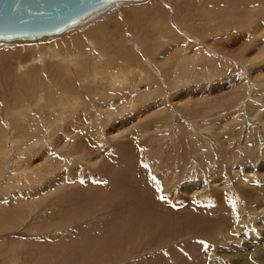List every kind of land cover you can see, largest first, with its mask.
<instances>
[{"label": "rangeland", "instance_id": "1", "mask_svg": "<svg viewBox=\"0 0 264 264\" xmlns=\"http://www.w3.org/2000/svg\"><path fill=\"white\" fill-rule=\"evenodd\" d=\"M151 1L153 0L111 3L96 11L98 14L93 12L94 16L89 18L87 16L85 24L86 31L92 30L91 33L98 41V47L103 38L100 34L102 29L104 36L114 34L115 39H120L121 34L129 37L133 49L142 53L144 57L136 60L120 58L115 65L124 70L128 66L138 67V70L142 69L148 73V79L139 74L144 80L134 82V85H137L134 86L135 88L128 86L129 81L123 85L127 87L114 88L100 82L107 80V73L99 70L98 73L96 72L98 81L91 77V80L84 82L85 89L87 93L89 92L85 107L81 105L84 109L71 110L70 113L64 114L63 119L52 118L48 123L42 117L44 123L39 129L40 132L37 130L32 134L28 133L19 145L8 147L11 149L10 155L12 156L14 150L17 158L7 163V169L6 163L4 164L5 171L0 170V220H4L1 223L3 228L0 229V264H156L157 261L160 262L159 264H220L222 260H214V257L218 255L217 257L222 259L224 252H226L224 260L231 257V264L244 262V264H264L261 257L256 263L257 257H248L250 255L248 246L242 247L245 256L242 253H235L236 247L234 249L230 245L231 242L239 241L238 244H243L241 242L243 239H239L235 234L236 231H232L235 229L231 228L228 219L232 210L238 209L244 221L253 220L251 227H254L251 228V233L256 232L257 229H264V195L263 197L258 195L261 199L257 195L249 196L254 197L255 201L252 205L246 206L245 201L249 198L244 192L239 194L240 188L241 191L242 188H247V182L242 181L241 178L248 171L264 169L262 167L264 165V3L261 5V1H251L242 7L236 4L232 8V16L223 19L225 24L221 17L212 21L211 24L215 23L213 26L216 29H213L211 34H206L205 39L201 38L200 43L197 39L194 43L185 40L188 45H184L183 38L179 34L180 29L172 24L165 32L169 33L164 40L152 39L156 43L152 41L151 47H148L141 41L142 26L150 27V23L157 26L159 21L166 22L161 20L160 16H166L170 22L173 20V23H175L174 18L179 23L178 16H181L186 22L189 16L198 15L202 5L198 0L188 4L185 0H170L172 6L176 7L177 13L172 7L166 6L164 14H157L153 21L135 14L133 19V11L137 10L134 8L146 7ZM161 1L158 3L161 4ZM121 2L125 3L120 4ZM143 4L146 5L141 6ZM191 4L194 6L188 8ZM254 4L257 5L256 10ZM108 6L111 8L104 13L103 9H107ZM213 8L222 7L217 5ZM128 12L131 13L127 15ZM159 25L161 26L160 23ZM218 25L220 26L217 27ZM88 26L90 28H87ZM159 28L157 26V30ZM172 32L176 37L171 36ZM66 37L61 36L51 41L63 42ZM22 41H15L12 46H17L7 48L22 52L20 59L15 58L17 65L29 59L32 53H37L38 48L43 44L50 43V41L42 42L40 46H37L40 43L17 44ZM136 44L144 51L141 52ZM86 45L92 47L89 40L86 41ZM167 48L174 49L173 55ZM179 49L180 54L188 50L186 54L190 57L181 69L175 67L174 60L177 59L172 58H176L174 55ZM108 51L111 52V49ZM178 54L177 57L180 55ZM192 54L195 57L191 56ZM151 56L155 58L152 59ZM148 58H150L149 62H147ZM150 63L165 74L162 75L161 72L157 74L160 76L155 78L154 75L158 70L155 66L152 69ZM88 66L86 64V73L90 71ZM161 78H164L163 81ZM152 91L154 96H148L147 92ZM38 94L39 91L34 95ZM14 97L16 93L7 96L0 87V104L13 102ZM3 108L0 107V116ZM235 118L236 120H233ZM6 120L3 121L8 124ZM67 128L70 132L68 134L65 133ZM138 134L144 135L141 141L144 143L142 151L133 153L125 150L127 154L118 148L116 150L117 145L115 146L116 143L113 142L124 138L137 140ZM84 142L88 144L85 145ZM110 148L114 152L110 153ZM115 153L118 156L121 153L129 159L132 154L136 156L137 153L136 159L144 167L143 173L156 178L157 185L154 186L158 188L162 185L166 195L167 192L178 190L179 198L186 199L193 195L194 197L188 198L193 200L199 196L194 195V192L202 188L201 183L207 187L209 184V188L206 187L208 190L205 188L203 194V198L207 199L199 204L207 201L211 204H207L209 207L206 205L207 207L204 208L193 206L191 209V206L190 209L186 208L187 211L184 210L185 213L183 208L177 210L174 208L167 224L158 225L150 231L148 222L150 218L147 216L155 218L158 212H155L156 214L150 212L148 204H142L145 202L141 197L126 198V200L134 198L133 200L136 199L137 202L141 200V206L131 201L120 203L122 206L116 208L117 202H114V208L103 210L106 207L100 208L101 203L108 206L113 202L107 201L114 199L96 200L97 204L94 206L86 198L83 202L78 195L71 196L70 189L73 186L77 183L84 185L88 180H92V175L95 177L98 173L96 166H99L101 160L96 159V155L104 158L108 154ZM104 173L100 174L101 177L110 182L109 178L114 176L109 177ZM99 195L100 193H97V196ZM218 201H221L226 209L222 208ZM132 202L141 209V217L133 214ZM218 206L221 208H217ZM189 210L196 214V218L194 213L187 214ZM221 210L224 211L223 214L221 212L219 214ZM176 212L183 218H179ZM6 217L14 222L6 221ZM121 217L142 220V223H135L133 226L129 222L128 228H125L132 240L130 245L116 248L115 251L108 250L107 243L115 238L113 237L115 233L113 235L109 233V236L107 233L104 235L94 233H99V230L104 232L108 225L118 224ZM68 218L70 222L69 220L65 222ZM187 220L193 221L190 222L191 226L187 224ZM222 223L229 224L231 229L226 228ZM181 224L183 226L180 227ZM89 228L99 230L96 232L94 230L93 233L88 231ZM162 230H164L162 236L159 238L154 236ZM129 231L140 232L139 236L148 233V237L137 241L138 236L132 237ZM149 232L153 236L152 239H149ZM77 237H80L79 240ZM133 241L137 242L133 243ZM200 241H204L208 247L205 248ZM75 244L78 246L76 247ZM225 245H230L229 247L234 251L231 248L223 251ZM69 246H73L78 252L69 251L68 255L57 254L58 250H61L60 253L66 252ZM260 246L262 245L258 247ZM157 256L161 260H157ZM254 257L255 260H252ZM69 258L73 259L72 263L68 261Z\"/></svg>", "mask_w": 264, "mask_h": 264}, {"label": "bare ground", "instance_id": "2", "mask_svg": "<svg viewBox=\"0 0 264 264\" xmlns=\"http://www.w3.org/2000/svg\"><path fill=\"white\" fill-rule=\"evenodd\" d=\"M124 1H130V0H124ZM136 1H140V0H136ZM159 1L160 0H153V1H151V4L147 5L146 7L134 8L137 10L133 11V19L135 16H142V17H146V19L148 21H153V20H155L157 14H159V15L164 14V12H165L164 8L166 6L172 7L173 11L175 13H177L176 7L172 6L173 4L171 3L170 0H162L161 4L158 3ZM185 1H186V4H188V3H192L193 0H185ZM198 1H200L202 4V5H200V8H199L200 10L198 11V15L189 16V20H187L186 22L184 21V19L181 16H178V17H180V19H179L180 24L178 23V21L175 18H174L175 23H173V20H172V22H170L166 16H160L161 20H164V21L166 20V22L159 21L156 24L157 26H159L161 28V30H160V28L157 30V26H155L154 23L153 24L150 23V27H148L147 25L142 26V30H143V35H142V39H141L142 43H145L144 45L151 47V42L154 41L152 39H163L164 40L165 37L169 33V32L168 33H165V32L170 29L172 24L175 26V28L177 27L180 29L179 34L183 38V44L184 45L187 44V42H185V40H188L190 43H192V42L194 43V42H196V39H197V42L200 43L201 38L205 39L206 34H209V33L211 34L212 30L216 29L213 26L215 23L213 25L211 24V23H213L212 21H214L216 18L221 17L223 24H225L223 19H228L230 16H232V10H233L232 8L236 4H239L242 7V5H246L248 3H251V1H254V2L261 1L260 2L261 5L264 3V0H198ZM124 3L125 2H121L120 4H124ZM115 4H117V3H115ZM146 4H148V3H146ZM146 4H143L141 6H145ZM114 5H111V7ZM217 5L221 6L222 8L221 9H214L213 7L217 6ZM193 6H194V4H191V6H189L188 8H192ZM254 6H255L254 9L256 10L257 5L254 4ZM111 7L108 6L107 9H105V10L103 9V12L104 13L107 12V10H109L108 8H111ZM263 7H264V4H263ZM94 12H96V11H94ZM101 12H102V10H101ZM131 12H128L127 15L130 14ZM93 14H98V12L93 13ZM93 14L91 13V14L87 15L88 17L87 16L86 17L89 18ZM134 14H135V16H134ZM86 17L79 20V22L77 24L69 27L68 29L64 30L62 33H59V34L47 35V36H43L41 38H37L35 40H30V41L17 40V41H22V42L17 43V44L28 43L30 45H33V44L40 43L37 46H40L41 44H43L42 42L50 41V43H48V44H43L42 47L38 48L37 53H35V52L32 53V55L30 56L29 59H27L26 61H21L18 65L15 64V58L20 59V57L22 56L21 55L22 52L21 51L16 52L15 50H9L10 48L17 46V45L12 46L13 42H15V41L5 42L4 44L0 45L1 46L0 50H2V51H0V87L2 88L3 92L7 94V96L9 94L16 93V97L13 98V102H10L8 104H6V103L0 104V107H2V106L4 107L1 111V116H0V170L5 171L4 170V164L6 163V169H7V163L9 164L10 160L13 161L14 158H17V155L14 154L15 153L14 150L12 152L13 157L10 155L11 149L8 147H10V145L11 146L13 145V147H15L16 145H19V143L22 141V139H25L27 137L28 133L32 134L34 132H37V130H39L40 128H42V124L44 123V118L46 120V123H48V122L52 121V118H55L58 120L63 119L64 114L70 113L71 110L77 111L78 109L79 110L84 109V108H81V105L83 107H85V102H86V100L88 101V93H89V92L87 93V91L85 89L84 82H85V80H91V77L94 78V80L98 81L97 73L99 70H102L104 73H107V77H106L107 80L105 82H103V80L100 82L109 84L114 88L120 87V86L127 87V86H123V85H125L128 81L130 84L128 86H132V87L137 86V85H134V82L136 83L137 80H139V81L144 80V79H141V76H143V78L148 79V73L144 72V70H142V69L138 70V67L128 66V68L126 70H124L122 68H117V65H115L120 60V58L136 60V59L144 57L142 55V53H140V52L138 53L137 51H135L133 49V47L131 45V39L129 37L127 38L121 34H120V39H115L113 36L114 34H106L104 36V31L102 29V30H100V34L103 36V38H102L101 44L98 47V41L96 40L94 34L91 33L92 30L86 31L87 30L86 25H85L87 22ZM159 23L161 24V26L159 25ZM219 26L220 25H218L217 27H219ZM87 28H90V26H88ZM57 35H59V36H57ZM48 36H50V37L54 36V37L49 38ZM61 36H67L63 42L51 41V40H54V39L59 38ZM171 36L176 37V35H174L173 32H172ZM44 37H46V38L42 39ZM39 39H42V40L36 41ZM87 40H89L91 42L92 47H87V45H86ZM132 42H133V40H132ZM136 45L141 52L144 51L143 48H140V46L138 44H136ZM2 46H4V47H2ZM7 48H9V49H7ZM176 48H177V46H176ZM184 48H185V46H184ZM25 49H30V48L25 47ZM34 49H31V50L33 51ZM108 49H111V52H109ZM167 49H168V52L171 54L175 52L173 48H167ZM177 51H178V49H177ZM187 51H186V53H187ZM198 52H199V50H198ZM198 52H197V54H198ZM176 53L180 54V49H179V52H176ZM186 53H182L180 55L178 54L179 55L178 57H177V54L174 55L176 58L172 57L173 59H177V60H174L176 63V64L175 63L174 64H175V67L178 66V69H181V67L189 60L190 57L187 56ZM38 55H40V57H38ZM193 55L194 54H192L191 56H193ZM193 57H195V56H193ZM151 58L154 59L155 56H151ZM149 59L150 58H148L147 62L150 61ZM170 60H171V58H170ZM192 60H193V58H192ZM167 61H169V59ZM86 64H88L89 65L88 67L90 68V71H88L87 73H86ZM166 64H168V63H166ZM150 65H151L152 69H154L155 65L153 63H150ZM191 65H193V64H191ZM98 66H100L99 69H98ZM155 67H156L155 69L158 70L156 72V74L154 75L155 78H156V76L159 77L160 75L158 76L157 74H160L161 72H162L161 73L162 75L165 74V73H163V71H160L161 69H158L157 66H155ZM175 67L173 66V69ZM188 67H189V65H188ZM158 79H160V78H158ZM163 79L161 78L162 81H163ZM131 84H133V85H131ZM38 91H39V94L34 95L35 92L38 93ZM47 95H49V97H47ZM147 95L148 96H152V95L154 96V92L153 91L147 92ZM3 98H5V97L3 96ZM96 99H97V96H96ZM257 111H255V112H257ZM42 117H44V118H42ZM261 118H263V117H261ZM6 119H8V120H6ZM3 120H6L9 125L6 124ZM233 120H236V118ZM45 126L47 127V124ZM70 128H72V127H70ZM39 132H40V130H39ZM68 132H69V129L67 128L65 133L68 134ZM65 133H63V135ZM42 135H44V133H42ZM124 137H126V136H124ZM143 137H144L143 134H140V135L138 134V137H136L137 140H132L130 138H124L121 141L118 140V141H115L113 143H116L115 146L117 145L116 150H117V148H118V150H120L122 152L125 150H128V151L130 150L134 153V152H138L140 150L142 151L141 148L144 147L143 146L144 143H141V141L144 139ZM82 142H83V140H82ZM86 144H88V143L86 142L85 145ZM97 145H99V143ZM5 151H7V152H5ZM109 152L110 153L114 152V150L111 149V151H109ZM125 153H127V152L125 151ZM102 154H104V153H102ZM135 154H136V156H134V154H132L130 159H129V157H125L124 155H121V153L119 156L116 155V153L110 154V155L108 154V156L106 155V156H104V158L100 155H96L95 156L96 159L101 160V163L99 164V166H96V167H98V169H97L98 173L96 174L95 177H94V175H92V180L90 179L86 183L84 182L85 183L84 185L77 183L76 186H73L75 188L72 187V189H70L71 190V193H70L71 196L75 197L78 195L79 197H81L83 202H84V198H86L87 200H89L90 203L92 202V204H94V206L97 204L96 200L98 201V200L114 199V200L107 201L108 203L113 202L112 204H110L108 206L106 204L101 203L100 208L101 207L103 208V206L106 207L103 210H106L108 208H114V205H115L114 202H117L115 207L120 208L122 206L121 204H123V202L128 203L131 201H135V202L138 201V200L136 201V199L133 200L134 198H131L132 200L129 199L130 201L126 200V198H130L131 196L141 197L142 200H144V202H145L142 204H148V210L150 212H154V214H156L155 212H158V216L155 218L149 217L146 215L148 218H150V220H149L146 217V219H148L149 220L148 222L150 223L149 224V230L150 231L158 225L167 224L168 218L172 217L171 211L174 208L176 210L179 208H181V209L183 208V212L185 213L187 211L186 208L190 209L191 206H192L191 209L193 208V206H200V207L204 208L208 204L209 201H207L206 203H203V204H199L202 202V200L206 201V199H207V198L206 199L203 198V194L205 192L204 189L207 187V185L204 186L202 183H201L202 188H200L197 192H194V195L195 194L199 195L198 198H196L197 197L196 196L193 200L188 199L190 197L192 198L193 195L192 196L190 195V197H186V199H185V197L179 198V196H178L179 192L177 193L178 190L174 191L173 189H170V188H169V190H173L174 192L173 191H172L173 193L171 191H170V193L167 192L168 194L166 195L165 192H163V190H162V187H163L162 185L159 187L157 186L158 188H156L154 186V185H157L156 180H155L156 178L153 177L154 178L153 179L152 176L149 177L150 175H145L143 173L144 167L141 165V163L137 162V159H136L137 153H135ZM130 155H131V153H130ZM11 157H12V159H11ZM126 160H128L129 162L128 161L125 162ZM262 167H264V165ZM101 173H104V175L106 174L109 177L110 176H114V177H110L109 178L110 182H108L104 179V177H101V175H100ZM107 176H105L106 179L108 178ZM241 180L247 182V188L246 189L242 188V191H241V188H240V190L238 189L240 191L239 194H241V192H244L246 194V196L249 198V200L245 201L246 206H247V204L252 205L254 203V201H255L254 197L250 198V197H252V195L253 196L254 195H257V196L262 195V197H263V195H264V169H262L261 171H260V169H259V171H257V170L250 171V172L248 171L246 173V175L241 178ZM200 186H198V187H200ZM98 188H101V189H98ZM102 188H103V190H102ZM207 188H209V184H208ZM158 189H160V190H158ZM97 193H100V195L97 196ZM142 195H145V197H143ZM146 195H148V196H146ZM174 195H175V197H174ZM161 197H164V199H161ZM116 198H118V199H116ZM259 198L261 199V196ZM209 199H210V197H209ZM242 199H243V197H242ZM260 199H259V201H261ZM219 200H221V199H219ZM140 201L137 202V204H139V206H141ZM218 203L222 205L221 201H218ZM132 204H133V207H131V210L133 211V214H136L137 217L138 216L141 217V215H140L141 209H139V207H137V205H135L134 202H132ZM209 204H211V203H209ZM221 205H219V206H221ZM219 206L217 208H221ZM233 206H234V204H233ZM14 207H16V206H14ZM222 208H224L223 205H222ZM197 209H199V207ZM224 209H226V208H224ZM184 210H186V211H184ZM179 211H181V210H179ZM0 212H1V210H0ZM178 212H176V213H178ZM188 212H190V213H188ZM188 212H187V214L194 213V212H191V210H189ZM220 212L223 214L224 211L223 212H222V210L219 211V214H220ZM229 212H231V211H229ZM239 214H241L240 210L233 209L231 216L228 219H230L229 223L232 226L231 228L235 229L232 231H234V232L236 231L235 232L236 236L239 239H243V241H241L243 244H238V242H239L238 241L237 243L231 242L230 245H232L234 247V249L236 247L235 253H239V254L242 253V255H244L242 252L243 246H248V247L252 248V249L249 248L248 252L250 253V255L248 257L249 258L253 257V256L257 257L256 260H255V257L252 258V260H255V263L257 260H259L260 257L264 260V255H262L264 253V229H257L256 230L254 228V230H256L257 233L256 232L251 233L250 230H251V228L253 229V227H254V226L251 227L253 224L252 223L253 220H252V222L245 220L246 221L245 222L242 219V215H239ZM195 215L196 214L194 213V216ZM132 216H134V215H132ZM177 216L179 218H183V217H181L180 213H178ZM220 217H221V215H220ZM69 218L65 222H67L68 220L70 222ZM72 218H73V216H72ZM195 218H196V216H195ZM6 219H7L6 221H10V220H8V217H6ZM223 219H224V217H223ZM248 219L249 218H247V220ZM3 221H4L3 219L0 220V229L3 228L2 224H1ZM12 221L13 220L11 219L10 222H12ZM129 222H131V224L133 226H135L134 225L135 223H142V220L137 221L136 219H123L121 217V220L119 221L118 224H116L114 226L108 225L104 232H101V230H99L98 228H89L88 231L89 232L93 231V233H94V230H95V232H96V230H99V233H94V234L104 235L107 233L108 236H109V233L112 235H113V233H115V235H113V237H115V238L107 243V249L115 251L116 248H124V247L131 244V241H132L131 237H129V234H127V231L125 230L126 227L128 228ZM169 222L174 223L172 221H169ZM190 222H193V221L188 222V220H187V224L189 223V225H190L191 224ZM255 222H257V221H255ZM222 224L226 228L228 227V229H231L228 226L229 224H225V223H222ZM189 225H187V226H189ZM181 226H183V225L181 224L180 227ZM140 228H141V226H140ZM143 229H144V227H143ZM185 229H186V227H185ZM192 230H193V228H192ZM183 231H184V228H183ZM140 232L136 231L135 233H132V232L130 233V231H129V233L131 234L132 237L138 236L137 241H139V239H142V238L146 239V237H148L147 236L148 233H146V234L143 233V234H141V236H139ZM163 232H164V230L159 231L154 236L159 238L160 236H162ZM180 232H181V230H180ZM116 233H118V234H116ZM225 234H227V233H225ZM231 237L233 238V236H231ZM79 238L77 237L78 240H79ZM81 238H82V236H81ZM150 238L151 239L153 238L151 233L149 234V239ZM226 238H228V237L226 236ZM235 239H234V241H235ZM137 241H135V242L133 241V243H136ZM222 242H224V241H222ZM250 242L252 244H250ZM148 244H149V242H148ZM230 245H225V247L222 248L223 251H227L229 248L232 249V247H229ZM259 245H262V246L258 247ZM77 246L78 245H76V247ZM69 247L67 248L66 252H64V253H60L61 250H58L57 254H62V255L67 254L68 255L69 251H77L76 249L73 248V246H71L70 248ZM251 250H254V251H251ZM63 251H65V249ZM125 251H123V252H125ZM96 252H98V251H96ZM101 252H100V254H101ZM229 252H230V250H229ZM229 252H228V254H230ZM225 253L226 252H224V254H223L224 258H225ZM231 253H232V251H231ZM159 256H157V260L159 259ZM217 256L214 257V260L215 259L222 260V261H220V264H231V260H232L231 257H230L231 260L230 259L224 260V258L221 259L220 257H217ZM229 256H232V255H229ZM179 259H181V258H179ZM233 259H234V256H233ZM245 259H248V258L245 257ZM159 260H161V258ZM239 260L241 261L240 258H239ZM68 261H70L72 263L73 259L69 258ZM203 261H204V259H203ZM212 261H213V259H212ZM171 262L172 261H170V263ZM232 262H234V261H232ZM242 262H244V260ZM242 262H240V263H242ZM159 263H160L159 261L156 262V264H159ZM250 264H252V263H250Z\"/></svg>", "mask_w": 264, "mask_h": 264}, {"label": "water", "instance_id": "3", "mask_svg": "<svg viewBox=\"0 0 264 264\" xmlns=\"http://www.w3.org/2000/svg\"><path fill=\"white\" fill-rule=\"evenodd\" d=\"M117 1L124 0H0V45L62 33Z\"/></svg>", "mask_w": 264, "mask_h": 264}, {"label": "snow or ice", "instance_id": "4", "mask_svg": "<svg viewBox=\"0 0 264 264\" xmlns=\"http://www.w3.org/2000/svg\"><path fill=\"white\" fill-rule=\"evenodd\" d=\"M145 167H147V165H145ZM161 199H164V197H161ZM201 244H203L205 248L208 247V245L204 241H201Z\"/></svg>", "mask_w": 264, "mask_h": 264}]
</instances>
